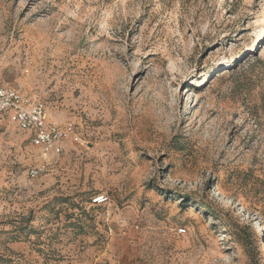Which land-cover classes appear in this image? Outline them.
<instances>
[{
    "label": "rangeland",
    "instance_id": "374dc122",
    "mask_svg": "<svg viewBox=\"0 0 264 264\" xmlns=\"http://www.w3.org/2000/svg\"><path fill=\"white\" fill-rule=\"evenodd\" d=\"M0 82L79 139L0 116V264H264V0H0Z\"/></svg>",
    "mask_w": 264,
    "mask_h": 264
},
{
    "label": "built area",
    "instance_id": "2783aa9c",
    "mask_svg": "<svg viewBox=\"0 0 264 264\" xmlns=\"http://www.w3.org/2000/svg\"><path fill=\"white\" fill-rule=\"evenodd\" d=\"M0 116L25 132L31 145L44 155L58 156L66 141L79 140L73 125L61 127L50 123L45 105L19 84L0 82ZM41 171L40 168L32 169L28 174L35 178ZM107 200V196L100 195L92 199V204L102 205Z\"/></svg>",
    "mask_w": 264,
    "mask_h": 264
},
{
    "label": "bare ground",
    "instance_id": "6f19581e",
    "mask_svg": "<svg viewBox=\"0 0 264 264\" xmlns=\"http://www.w3.org/2000/svg\"><path fill=\"white\" fill-rule=\"evenodd\" d=\"M200 83V82H199ZM200 86V85H199Z\"/></svg>",
    "mask_w": 264,
    "mask_h": 264
}]
</instances>
